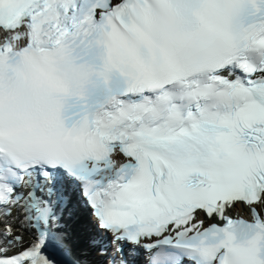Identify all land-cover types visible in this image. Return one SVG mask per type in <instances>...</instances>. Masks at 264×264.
<instances>
[{"label":"snow or ice","instance_id":"obj_1","mask_svg":"<svg viewBox=\"0 0 264 264\" xmlns=\"http://www.w3.org/2000/svg\"><path fill=\"white\" fill-rule=\"evenodd\" d=\"M0 264H264V0H0Z\"/></svg>","mask_w":264,"mask_h":264}]
</instances>
